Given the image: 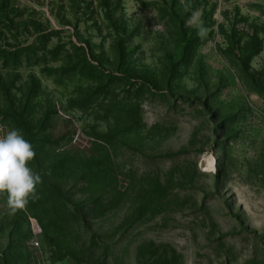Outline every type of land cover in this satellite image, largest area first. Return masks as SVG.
Here are the masks:
<instances>
[{
    "label": "rangeland",
    "instance_id": "1",
    "mask_svg": "<svg viewBox=\"0 0 264 264\" xmlns=\"http://www.w3.org/2000/svg\"><path fill=\"white\" fill-rule=\"evenodd\" d=\"M264 0H0V264H264Z\"/></svg>",
    "mask_w": 264,
    "mask_h": 264
},
{
    "label": "built area",
    "instance_id": "2",
    "mask_svg": "<svg viewBox=\"0 0 264 264\" xmlns=\"http://www.w3.org/2000/svg\"><path fill=\"white\" fill-rule=\"evenodd\" d=\"M262 242H263V247H264V235H263V238H262Z\"/></svg>",
    "mask_w": 264,
    "mask_h": 264
}]
</instances>
